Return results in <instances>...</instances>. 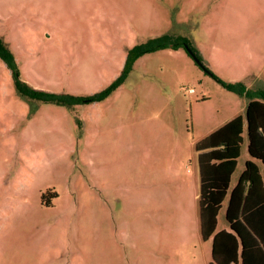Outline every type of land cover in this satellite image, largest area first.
Here are the masks:
<instances>
[{
  "label": "rangeland",
  "instance_id": "374dc122",
  "mask_svg": "<svg viewBox=\"0 0 264 264\" xmlns=\"http://www.w3.org/2000/svg\"><path fill=\"white\" fill-rule=\"evenodd\" d=\"M167 32L211 71L184 48L147 52L106 99L71 108L32 112L0 57V264H210L196 144L245 117L215 76L264 81V0H0L21 79L51 92L107 88Z\"/></svg>",
  "mask_w": 264,
  "mask_h": 264
},
{
  "label": "trees",
  "instance_id": "16d2710c",
  "mask_svg": "<svg viewBox=\"0 0 264 264\" xmlns=\"http://www.w3.org/2000/svg\"><path fill=\"white\" fill-rule=\"evenodd\" d=\"M165 48H184L211 71L190 39L167 32L132 48L121 75L110 86L88 96H78L36 88L22 80L14 55L0 37V57L12 71L16 90L32 112L37 110L39 103L71 108L104 100L125 81L139 56ZM215 77L224 88L248 100L245 115L249 153L261 167L256 161L248 160L237 184L230 190L243 143L244 118L241 115L197 142L201 234L205 240L213 239L210 264H264V90ZM227 197L226 220L230 231L216 232L217 217Z\"/></svg>",
  "mask_w": 264,
  "mask_h": 264
},
{
  "label": "crops",
  "instance_id": "0c3cea01",
  "mask_svg": "<svg viewBox=\"0 0 264 264\" xmlns=\"http://www.w3.org/2000/svg\"><path fill=\"white\" fill-rule=\"evenodd\" d=\"M257 49V53L254 54V56H256V61H263L264 60V42L260 45H257L256 47ZM252 56V58L254 57ZM256 80L251 81L250 85H247L250 88H256V89H262L264 90V81H261L259 78H255ZM247 104H248V100H247ZM247 108V107H246ZM246 113V110H245ZM239 116L238 114H236L235 116L231 117L227 122L224 123V125L226 123H228L229 121H231L232 119H234L235 117ZM244 118V132H243V143H242V147H241V155L238 158V163H237V167L235 172L232 175V179H231V184H230V190H232V188L235 187V185L238 182V179L240 177V175L242 174V172L245 169V165L246 162L248 160H254L256 161V163L258 165L261 164L259 161H257L256 159H253L252 156L249 153V138H248V129H247V119H246V115ZM222 127V126H221ZM213 133V132H212ZM243 158V163L240 164V160ZM198 167H199V162H198ZM262 170V169H261ZM199 198L200 195V168H198V182H197V194H196ZM227 204H228V197L225 199V201L223 202V206L219 211L218 217H217V228H216V232L222 231V230H227L230 231V227H229V223L226 220V208H227ZM200 231H201V224H200ZM202 237V234H201ZM203 239V237H202ZM205 240V239H203ZM206 241L210 242L209 244V251L211 253V260H212V244H213V239L212 237L207 239Z\"/></svg>",
  "mask_w": 264,
  "mask_h": 264
},
{
  "label": "flooded vegetation",
  "instance_id": "af4514ba",
  "mask_svg": "<svg viewBox=\"0 0 264 264\" xmlns=\"http://www.w3.org/2000/svg\"><path fill=\"white\" fill-rule=\"evenodd\" d=\"M44 195H46V194H44Z\"/></svg>",
  "mask_w": 264,
  "mask_h": 264
}]
</instances>
